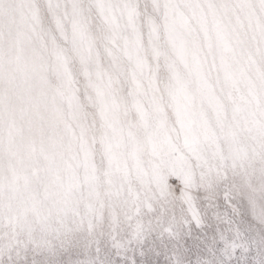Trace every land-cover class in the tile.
<instances>
[{"label":"snow or ice","instance_id":"obj_1","mask_svg":"<svg viewBox=\"0 0 264 264\" xmlns=\"http://www.w3.org/2000/svg\"><path fill=\"white\" fill-rule=\"evenodd\" d=\"M0 264H264V0H0Z\"/></svg>","mask_w":264,"mask_h":264}]
</instances>
